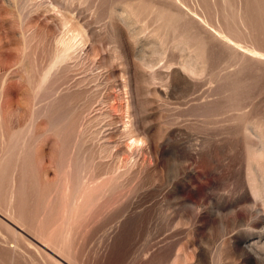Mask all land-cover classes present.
<instances>
[{
    "label": "rangeland",
    "instance_id": "1",
    "mask_svg": "<svg viewBox=\"0 0 264 264\" xmlns=\"http://www.w3.org/2000/svg\"><path fill=\"white\" fill-rule=\"evenodd\" d=\"M65 262L264 264V0H0V264Z\"/></svg>",
    "mask_w": 264,
    "mask_h": 264
},
{
    "label": "water",
    "instance_id": "2",
    "mask_svg": "<svg viewBox=\"0 0 264 264\" xmlns=\"http://www.w3.org/2000/svg\"><path fill=\"white\" fill-rule=\"evenodd\" d=\"M52 253V252H51ZM53 255H55L59 260H61L62 262H64V260H62L59 256H57L56 254H54L53 253ZM65 264H67L66 262H65Z\"/></svg>",
    "mask_w": 264,
    "mask_h": 264
}]
</instances>
